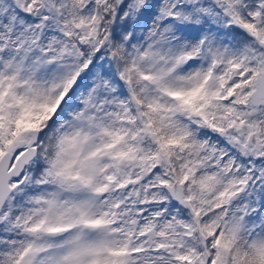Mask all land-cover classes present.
I'll list each match as a JSON object with an SVG mask.
<instances>
[{
    "label": "snow or ice",
    "instance_id": "1",
    "mask_svg": "<svg viewBox=\"0 0 264 264\" xmlns=\"http://www.w3.org/2000/svg\"><path fill=\"white\" fill-rule=\"evenodd\" d=\"M0 264H264V0H0Z\"/></svg>",
    "mask_w": 264,
    "mask_h": 264
}]
</instances>
